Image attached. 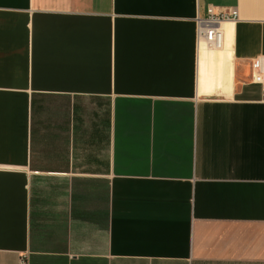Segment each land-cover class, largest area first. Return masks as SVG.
Segmentation results:
<instances>
[{"label":"crops","instance_id":"crops-1","mask_svg":"<svg viewBox=\"0 0 264 264\" xmlns=\"http://www.w3.org/2000/svg\"><path fill=\"white\" fill-rule=\"evenodd\" d=\"M257 60L264 0H0V264H264Z\"/></svg>","mask_w":264,"mask_h":264},{"label":"bare ground","instance_id":"bare-ground-1","mask_svg":"<svg viewBox=\"0 0 264 264\" xmlns=\"http://www.w3.org/2000/svg\"><path fill=\"white\" fill-rule=\"evenodd\" d=\"M233 24H225L226 28V39L228 40L229 36L232 34ZM223 27V26H222ZM224 37V36H223ZM225 39V38H224ZM222 48V47H221ZM201 56L204 57L203 61L201 62V70H200V79L203 77L207 78L211 73L212 69L217 68L218 70V78L216 80H205L203 84V93L210 92L212 90H216L222 86V79L227 81L230 76L231 70V51L226 43V46L223 49L212 51L210 50L205 44H202L201 49ZM216 76V75H215ZM214 77V75H213ZM202 84V83H201Z\"/></svg>","mask_w":264,"mask_h":264},{"label":"built area","instance_id":"built-area-1","mask_svg":"<svg viewBox=\"0 0 264 264\" xmlns=\"http://www.w3.org/2000/svg\"><path fill=\"white\" fill-rule=\"evenodd\" d=\"M238 19V12L236 10H232L231 13H214L212 7L209 9V18L204 22V38L210 43L215 44L221 33L219 31V25L224 21H231ZM254 81L256 83L264 84V61L257 60L254 64Z\"/></svg>","mask_w":264,"mask_h":264}]
</instances>
